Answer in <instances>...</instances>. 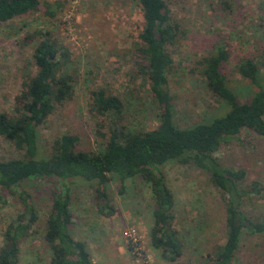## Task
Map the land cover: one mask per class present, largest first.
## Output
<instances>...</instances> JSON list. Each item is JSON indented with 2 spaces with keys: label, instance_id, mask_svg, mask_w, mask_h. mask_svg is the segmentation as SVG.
<instances>
[{
  "label": "rangeland",
  "instance_id": "obj_1",
  "mask_svg": "<svg viewBox=\"0 0 264 264\" xmlns=\"http://www.w3.org/2000/svg\"><path fill=\"white\" fill-rule=\"evenodd\" d=\"M52 4L54 16L35 13L0 24V111H10L20 90L21 77L33 72L31 51L34 41L23 40L35 28H46L67 50L63 71L72 77V97L57 106L37 126V157H46L54 138L75 134L78 148L100 150L106 136L95 133L94 120L86 110L88 92L101 87L124 102V122L134 130L157 125L158 110L149 83L129 76V49L140 28V12L135 0H42ZM59 3V5H58ZM56 4V5H55ZM227 6H226V5ZM264 0H170L168 7L177 18L182 34L174 45L173 65L167 73L166 87L171 95L173 122L186 127L207 121L227 106L206 87L196 60L210 54L216 44L228 50L221 72L225 84L239 102L247 101L257 85L236 70L246 55H260L264 44ZM9 34V35H8ZM259 59V58H258ZM258 83L264 85V67L258 63ZM19 152L0 137V159L18 157ZM223 167L243 169L244 184L255 181L262 196L242 200L241 210L249 217H264V136L242 129L214 153ZM173 198V226L180 242L184 264H207L205 255L224 242V212L218 190L207 172L190 163H171L161 167ZM38 212L29 235L20 240L16 264H47L42 236L51 205L52 182L45 179L24 182ZM118 183L106 186L112 212L99 213L94 188L83 182L72 185L69 227L75 239L85 242L95 264H174L161 259L149 247V192L138 177L126 179L123 192ZM0 203V245L2 233L21 209L16 194H5ZM134 229L137 241L131 250L126 230ZM130 246V249H127ZM232 264H264V236L241 234Z\"/></svg>",
  "mask_w": 264,
  "mask_h": 264
},
{
  "label": "trees",
  "instance_id": "obj_2",
  "mask_svg": "<svg viewBox=\"0 0 264 264\" xmlns=\"http://www.w3.org/2000/svg\"><path fill=\"white\" fill-rule=\"evenodd\" d=\"M169 1L135 0L141 23L129 49L130 79L148 81L158 110L157 125L148 130L131 129L124 122L123 100L101 87L92 89L86 110L94 120L97 135L103 136L101 129H107L100 150L79 149L75 134L62 133L53 139L48 156L37 157L36 128L57 106L71 99L72 77L63 71L69 59L67 50L50 30L35 28L23 37L35 40L30 55L33 72L22 75L11 110L0 111V137L19 152L18 157L0 159V203L5 202V194H16L21 205L2 233L0 264L17 263L19 242L29 235L38 218L24 182H52L42 236L47 264H95L85 242L70 233L72 185H93L95 207L108 215L112 212L105 192L108 182L116 181L122 193L125 180L134 177L142 180L152 201L149 247L165 261L184 264L178 261L181 249L173 226V198L161 171L162 166L171 163H190L207 172L219 192L224 242L205 255L207 264H232L243 231L264 236V217H249L240 208L242 200L250 195L262 196L260 187L255 181L245 185L243 169L225 168L214 156L220 145L242 129L264 136V85L258 83V63L264 67V44L256 56L259 59L249 54L236 64L238 73L257 85L249 100L243 102L225 84L221 67L228 59V50L224 45L216 44L210 54L200 56L195 65L206 87L227 106L207 121L178 127L173 122L172 97L166 83L174 45L182 30L168 7ZM42 5L45 15L53 17L52 4L42 0H0V24L35 13ZM133 248L131 244L130 251Z\"/></svg>",
  "mask_w": 264,
  "mask_h": 264
},
{
  "label": "built area",
  "instance_id": "obj_3",
  "mask_svg": "<svg viewBox=\"0 0 264 264\" xmlns=\"http://www.w3.org/2000/svg\"><path fill=\"white\" fill-rule=\"evenodd\" d=\"M125 235L127 239L129 240L130 244L134 245L136 243L137 236H136L134 229L126 230Z\"/></svg>",
  "mask_w": 264,
  "mask_h": 264
}]
</instances>
